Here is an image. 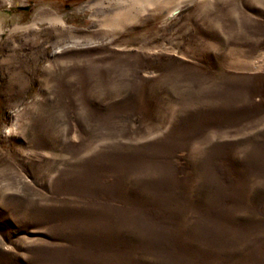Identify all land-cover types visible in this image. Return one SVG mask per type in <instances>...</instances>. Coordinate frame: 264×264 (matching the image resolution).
I'll use <instances>...</instances> for the list:
<instances>
[{"label": "rangeland", "instance_id": "rangeland-1", "mask_svg": "<svg viewBox=\"0 0 264 264\" xmlns=\"http://www.w3.org/2000/svg\"><path fill=\"white\" fill-rule=\"evenodd\" d=\"M0 23V264H264V0Z\"/></svg>", "mask_w": 264, "mask_h": 264}, {"label": "bare ground", "instance_id": "bare-ground-1", "mask_svg": "<svg viewBox=\"0 0 264 264\" xmlns=\"http://www.w3.org/2000/svg\"><path fill=\"white\" fill-rule=\"evenodd\" d=\"M173 12H174V11H173ZM171 15H172V14H171ZM1 26H2V25H1V23H0V30H1Z\"/></svg>", "mask_w": 264, "mask_h": 264}]
</instances>
